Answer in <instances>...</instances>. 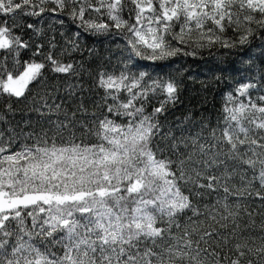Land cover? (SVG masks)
<instances>
[{
  "label": "snow or ice",
  "instance_id": "1",
  "mask_svg": "<svg viewBox=\"0 0 264 264\" xmlns=\"http://www.w3.org/2000/svg\"><path fill=\"white\" fill-rule=\"evenodd\" d=\"M65 12L78 31L60 57L79 50L82 32L123 38L128 56L118 73H95L91 125L45 92L33 100L32 143L0 131V264H264V94L250 91H264V76L225 93L205 138L161 122L177 103L175 80L129 67L242 48L264 32V0H0V96L26 98L45 70L68 81L69 99L84 89L81 62L58 57L54 40L45 53L22 35L23 18ZM21 50L32 57L21 62ZM76 111L88 114L83 100Z\"/></svg>",
  "mask_w": 264,
  "mask_h": 264
},
{
  "label": "trees",
  "instance_id": "2",
  "mask_svg": "<svg viewBox=\"0 0 264 264\" xmlns=\"http://www.w3.org/2000/svg\"><path fill=\"white\" fill-rule=\"evenodd\" d=\"M48 7L52 8L55 5L49 4ZM124 15L127 18V12ZM8 19L10 20V18ZM57 19H62L64 23H58ZM23 23L25 31L22 35L24 39L32 38L33 48L36 43H43L44 51L47 53L49 50L47 42L54 40L55 52L58 57L68 47L67 41L78 31L76 25L68 18L67 12L59 17L52 13H45L39 18L25 17ZM27 23H34L36 27L42 29V35L36 36L32 30H28ZM16 31L17 34H21L19 29ZM176 31H179L178 26ZM228 35H232V33L229 32ZM124 43L121 37L93 36L82 32L78 40L79 50L60 57L66 62L79 61L85 69V74L80 81L84 85V89L74 99H69L66 95L65 88L68 81L48 70H45L43 86H31V91L26 94V98L0 96V115L4 117V120L0 121V131L4 133L5 138L14 135L18 138V145L25 142L32 143L26 139L27 135L34 129L37 132L40 130L37 114L32 111L33 100H39L45 92L52 97L48 99V104L63 102L69 117H72L75 112L76 121L84 120L91 125L94 119L91 113L95 112L97 116L100 115V110L96 105L99 103V95L102 94V90L95 88V73L100 69L117 73L120 71L123 67L122 62L128 56ZM31 57L32 51L21 50V62ZM35 59L40 61L43 57L37 56ZM249 60H251V66L245 63ZM134 63L137 67L129 66L132 72L138 74L139 71H146L153 78L156 76L171 78L179 86L177 103L170 106L169 111L161 117L165 129L172 127L178 135L182 130L185 135L191 130L193 133H201L205 138H208L211 130L216 128L218 122L222 120L225 93L232 91L238 82H246L249 77L260 80L264 76V32L257 29V34L242 48L238 46L235 49L227 50L217 46L211 49H199L195 56L180 55L167 61H157L155 64L134 58ZM8 67L12 68L11 61H9ZM89 72L92 73L91 76L88 75ZM218 76L220 79H216ZM72 82L75 83V81ZM261 89H264V81H261ZM250 91L253 98L264 94V91L260 89ZM57 96L60 99H56ZM81 100L84 101L85 107L88 109L87 115L76 111ZM155 104L154 99L147 110L151 112ZM55 118L53 116V119ZM59 118L64 120L63 110L59 114ZM79 127L80 125L77 123V129ZM76 135L80 136L81 132L76 131ZM86 142L96 143L97 141L95 137H88ZM236 182L239 183L238 178ZM256 187L258 188L259 185L257 184ZM223 195L222 191L211 193L210 198L214 200L217 196ZM208 198L206 196L205 199ZM255 203L258 204L259 201H255ZM246 219L247 217H245ZM260 222V217L257 216L256 223L259 225ZM28 224L30 226V219Z\"/></svg>",
  "mask_w": 264,
  "mask_h": 264
}]
</instances>
